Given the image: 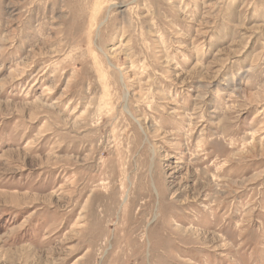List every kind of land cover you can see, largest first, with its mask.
<instances>
[{
	"label": "rangeland",
	"instance_id": "rangeland-1",
	"mask_svg": "<svg viewBox=\"0 0 264 264\" xmlns=\"http://www.w3.org/2000/svg\"><path fill=\"white\" fill-rule=\"evenodd\" d=\"M0 264H264V0H0Z\"/></svg>",
	"mask_w": 264,
	"mask_h": 264
}]
</instances>
